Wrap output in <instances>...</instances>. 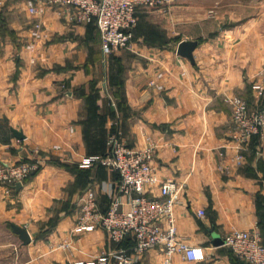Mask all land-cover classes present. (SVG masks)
<instances>
[{
  "label": "crops",
  "instance_id": "obj_1",
  "mask_svg": "<svg viewBox=\"0 0 264 264\" xmlns=\"http://www.w3.org/2000/svg\"><path fill=\"white\" fill-rule=\"evenodd\" d=\"M30 5H0V162L41 165L19 189L0 185V264H89L118 249L135 264H166L162 248L136 256L133 241L79 226L84 195L93 193L102 213L112 201L118 173L81 163L106 153L113 135L136 150L153 147L157 175L182 186L178 238L205 258L176 254L171 264H246L224 239L257 232L264 244V145L254 137L240 150L231 101L264 107V0L140 8L131 48L107 57L96 24L77 21L75 9L34 15ZM185 40L199 42L194 63L172 48Z\"/></svg>",
  "mask_w": 264,
  "mask_h": 264
},
{
  "label": "built area",
  "instance_id": "obj_2",
  "mask_svg": "<svg viewBox=\"0 0 264 264\" xmlns=\"http://www.w3.org/2000/svg\"><path fill=\"white\" fill-rule=\"evenodd\" d=\"M5 0H0V5ZM29 12L38 15L43 6L65 7L76 10V19L82 23H94L100 31L104 56H110L122 48H129L138 25V10L166 9L173 0H30ZM215 15L214 10L209 11ZM40 25H38L39 27ZM32 48V47H31ZM155 84L154 81L151 82ZM260 91L261 86H256ZM235 131L233 140L244 150L254 137L264 145V107L250 110L241 99L231 101ZM106 156H92L81 165H102L118 173L119 181L112 192V201L106 213H102L93 193H87L80 207V228H103L112 242L121 244L131 238L136 256L154 248H162L166 264H171L176 254L190 261L203 260L202 248L180 241L177 234L175 208L180 202L182 186L171 179H161L151 164L153 147L136 150L120 135L110 139ZM243 156L238 155L241 162ZM41 168L39 162L21 161L15 164L0 162V185L10 188L27 181ZM158 188L160 197L152 196ZM127 197L126 204L122 200ZM126 206V207H125ZM204 211L199 215L203 216ZM235 256L246 264H264V244L257 232L234 230L224 239ZM89 264H135L134 256L125 249L105 252Z\"/></svg>",
  "mask_w": 264,
  "mask_h": 264
},
{
  "label": "water",
  "instance_id": "obj_3",
  "mask_svg": "<svg viewBox=\"0 0 264 264\" xmlns=\"http://www.w3.org/2000/svg\"><path fill=\"white\" fill-rule=\"evenodd\" d=\"M199 42L196 40H185L179 43L177 47L178 55L189 59L192 63H194V51L198 47ZM15 135L19 139H23L24 135L21 131L14 130ZM22 186L21 183L16 185V188L19 189ZM14 231L20 236V239L24 242V244H28L31 242V236L28 233L27 229L21 228L18 226H14ZM215 242L217 245L223 244V241L219 239V237H215Z\"/></svg>",
  "mask_w": 264,
  "mask_h": 264
},
{
  "label": "trees",
  "instance_id": "obj_4",
  "mask_svg": "<svg viewBox=\"0 0 264 264\" xmlns=\"http://www.w3.org/2000/svg\"><path fill=\"white\" fill-rule=\"evenodd\" d=\"M135 29H136V28H135ZM134 33H135V30H134ZM200 41H202V40H200ZM177 43H178V42H176V43H175V46L172 47L173 50H176V48H177ZM109 150H110V147H109V149H108V151H107L106 153H104V154H102V155H100V156H106V155L109 153ZM99 166H102V165H99ZM103 167H104V166H103ZM130 242H132L131 238H127V240L124 241L123 243H130ZM123 243H121V244H123ZM132 243H133V242H132ZM132 248H133V247H132Z\"/></svg>",
  "mask_w": 264,
  "mask_h": 264
},
{
  "label": "rangeland",
  "instance_id": "obj_5",
  "mask_svg": "<svg viewBox=\"0 0 264 264\" xmlns=\"http://www.w3.org/2000/svg\"><path fill=\"white\" fill-rule=\"evenodd\" d=\"M210 16V15H209ZM133 40H134V38H133ZM133 42V41H132ZM131 46H132V43H131V45H130V47L128 48H122V49H119V50H117V51H115L113 54H111V55H115V54H117V53H119V52H121V51H123V50H128V49H130L131 48ZM110 55V56H111Z\"/></svg>",
  "mask_w": 264,
  "mask_h": 264
}]
</instances>
